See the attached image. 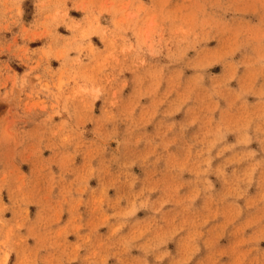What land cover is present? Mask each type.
<instances>
[{
    "label": "clouds",
    "instance_id": "clouds-1",
    "mask_svg": "<svg viewBox=\"0 0 264 264\" xmlns=\"http://www.w3.org/2000/svg\"><path fill=\"white\" fill-rule=\"evenodd\" d=\"M24 3L0 0V264H264V0Z\"/></svg>",
    "mask_w": 264,
    "mask_h": 264
},
{
    "label": "rangeland",
    "instance_id": "rangeland-1",
    "mask_svg": "<svg viewBox=\"0 0 264 264\" xmlns=\"http://www.w3.org/2000/svg\"><path fill=\"white\" fill-rule=\"evenodd\" d=\"M183 3V0H173V4L172 5H170V7H173L176 3ZM22 8L24 9V11H25V21L26 22H30L31 21V19H32V12H33V7H32V4H31V0H25V3L22 5ZM71 15H73V16H75V18L77 19V20H80L81 19V13H79V12H76V11H73L72 13H71ZM60 31H61V33L62 34H64V35H68V32L62 27L61 29H59ZM92 42L93 43H96L98 46H99V44H100V42H99V39L97 38V37H93L92 38ZM42 41H35V42H33L30 46L31 47H40L41 45H42ZM210 46H215V42L213 41L211 44H210ZM69 55H73L72 53H70ZM61 65H60V61H52V67L53 68H59ZM13 67H14V69L16 70V71H20L21 70V68H20V66H18V65H13ZM222 69H221V67L220 66H216V67H214L213 69H212V71H213V73H215V74H219V72L221 71ZM233 86H236L235 85V81L233 82ZM40 100H45V97H44V93L43 92H41L40 93V95H39V97L37 98V100H35L33 103L34 104H39V101ZM45 103H47V101L45 100ZM233 139V137H229V140L231 141ZM252 147H257L255 144H253L252 145ZM45 155H48V153L46 152L45 153ZM217 163H219V162H217ZM24 170L25 171H28V167L27 166H25L24 167ZM137 172H139V170L137 169ZM213 180H214V183H215V178H213ZM92 186L93 187H95V184H96V181L95 180H93L92 182ZM217 187L219 188L220 187V185H219V183H217ZM255 189H253V191H254ZM109 195H113V193H109ZM6 199V202H7V198H5ZM29 212L31 213H35V208L33 207V208H30L29 209ZM10 215V214H9ZM140 215L141 216H143V213H140ZM63 219H67V216H65V217H63ZM102 231H103V229H102ZM70 239H74V237H70ZM133 255H135V253H133Z\"/></svg>",
    "mask_w": 264,
    "mask_h": 264
}]
</instances>
